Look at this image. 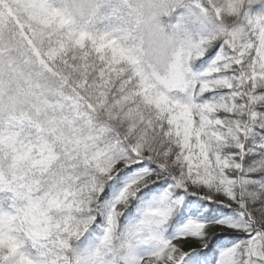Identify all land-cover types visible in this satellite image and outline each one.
I'll return each mask as SVG.
<instances>
[{"label":"snow or ice","instance_id":"obj_1","mask_svg":"<svg viewBox=\"0 0 264 264\" xmlns=\"http://www.w3.org/2000/svg\"><path fill=\"white\" fill-rule=\"evenodd\" d=\"M0 264H264V0H0Z\"/></svg>","mask_w":264,"mask_h":264}]
</instances>
